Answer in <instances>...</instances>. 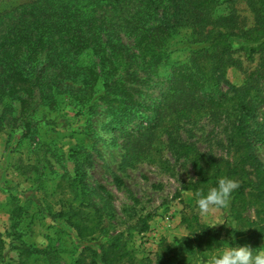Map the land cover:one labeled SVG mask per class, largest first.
Instances as JSON below:
<instances>
[{
    "label": "trees",
    "instance_id": "1",
    "mask_svg": "<svg viewBox=\"0 0 264 264\" xmlns=\"http://www.w3.org/2000/svg\"><path fill=\"white\" fill-rule=\"evenodd\" d=\"M5 1L0 0V133L7 126L22 125L30 134L40 107L53 113L69 104L78 114H93L102 104L114 117V129L130 126L121 129L124 161L156 163L159 160L153 154L163 145L161 139L157 138L156 146L155 142L140 145L153 130L162 127L169 135L168 128L180 121L205 116L229 120L230 159L204 154L195 144L171 136L167 146L177 160L190 163L196 180L187 190L194 195L206 194L222 177L239 181L226 208L233 226L223 235L221 229L201 223L198 215L184 213L181 225L188 233L172 241L162 238L155 264H200L225 247L261 249L264 163L256 154L255 142H264V112L262 124L253 127L252 121L257 118V106L264 108V95L253 85L237 88L226 76L230 68L238 67L234 55L243 52L249 58L261 55L259 77L264 78V0H248L255 24L239 31L234 29L235 15L213 17L222 3L236 0H32L9 7ZM224 24L232 30L221 28ZM207 26L212 28L198 30ZM190 27L194 32L176 42L180 28ZM121 34L134 41L137 53L122 42ZM178 49L189 53L188 61L173 63L168 78L158 76V68L162 63L171 65L170 56ZM87 56L90 59L85 62ZM137 56L144 62L148 59V68L140 66ZM223 83L227 91L221 88ZM157 87H162L159 100L154 94ZM13 101L19 102L20 114L8 120L5 116L12 112ZM154 112L159 116L157 125L152 121ZM252 208L255 219L246 216ZM16 212L21 214L23 209ZM96 214L90 218L79 205L51 217L54 222L63 221L79 240L89 242L104 233L102 217ZM151 219V215L143 218L141 232L149 229ZM12 227L9 248L18 253V260H5L0 234V264H29L44 253L28 244L16 225ZM134 230L130 228L126 237L120 233L110 238L99 249L84 247L72 264H151L137 257Z\"/></svg>",
    "mask_w": 264,
    "mask_h": 264
},
{
    "label": "rangeland",
    "instance_id": "2",
    "mask_svg": "<svg viewBox=\"0 0 264 264\" xmlns=\"http://www.w3.org/2000/svg\"><path fill=\"white\" fill-rule=\"evenodd\" d=\"M29 1L32 0H6L4 5L9 7ZM231 14L237 17L236 31L246 30L255 24L248 0L222 3L214 10L213 17L223 18ZM220 27L232 30L225 24ZM210 28L212 26L198 30L206 32ZM194 30V27L180 28V33L175 36L176 42ZM120 38L131 52L137 53L132 39L124 34ZM188 54L182 49L174 51L169 59L171 65L162 63L158 76L168 78L173 63L188 61ZM234 58L238 67L228 70L226 80L237 88L253 85L264 95V78L259 77L263 72L261 55L249 58L240 52ZM89 59L90 56H87L84 61ZM136 60L141 67L148 68V59L144 62L137 56ZM161 88L154 89L156 100H159L157 96ZM221 88L228 90L225 83ZM11 110L5 116L8 120L19 116L18 101L12 102ZM40 111L33 118L36 124L30 134H26L22 125L16 128L7 126L0 133V234L5 241L3 254L7 262L18 260V253L9 248L13 225L24 232V240L28 244L44 252L30 260L29 264H72L84 247L99 249L120 233L126 237L130 228L135 229L132 245L137 257L155 264L162 238L172 241L188 233L181 225L184 213L198 215L201 223L209 227L222 222L212 228L221 229L223 235L226 229L233 226L226 209L206 219L198 214L195 206L197 197L187 190L193 182L191 180H196L194 171L184 159L177 160L167 146L171 136L178 141L195 144L204 154L230 159L229 120L211 116L183 120L178 126L168 128L169 135L159 127L140 145L148 146L150 142H155L156 146L159 144L156 140L160 138L163 145L160 144V150L153 155L162 165L159 161L129 164L124 161L125 133L121 129L130 126L114 129V117L104 105L97 104L93 114H78L77 108L69 104H63L59 111L53 113L43 107ZM263 112V106H257L253 127L263 123ZM2 113L3 107L0 106ZM42 115L46 116L45 120ZM151 116L157 125L158 114L154 112ZM143 126L147 127L148 123L144 121ZM255 151L264 163L263 141L255 142ZM80 195L86 197L80 198ZM79 205L90 218L97 216L96 211L102 217L104 233H97L96 239L89 242L79 240L76 232L63 221L54 222L51 217L53 213ZM17 208H22L23 212L18 214ZM147 215L152 216L149 229L141 232L143 218ZM246 216L255 219L254 209H249ZM259 243L261 249L264 248V238Z\"/></svg>",
    "mask_w": 264,
    "mask_h": 264
},
{
    "label": "clouds",
    "instance_id": "3",
    "mask_svg": "<svg viewBox=\"0 0 264 264\" xmlns=\"http://www.w3.org/2000/svg\"><path fill=\"white\" fill-rule=\"evenodd\" d=\"M194 181V180H191ZM190 182V181H189ZM239 181L222 177L206 194L197 192L195 206L202 218L216 215L221 209L230 207L232 194L239 188ZM223 224L217 222L209 228ZM207 264H264V248L253 250L249 246L225 247L210 256Z\"/></svg>",
    "mask_w": 264,
    "mask_h": 264
}]
</instances>
